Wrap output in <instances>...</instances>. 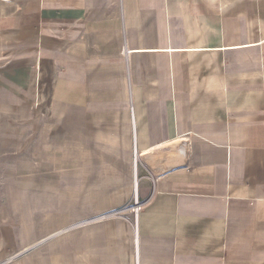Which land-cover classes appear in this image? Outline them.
<instances>
[{"label": "crops", "instance_id": "1", "mask_svg": "<svg viewBox=\"0 0 264 264\" xmlns=\"http://www.w3.org/2000/svg\"><path fill=\"white\" fill-rule=\"evenodd\" d=\"M0 264H264V0H0Z\"/></svg>", "mask_w": 264, "mask_h": 264}, {"label": "built area", "instance_id": "2", "mask_svg": "<svg viewBox=\"0 0 264 264\" xmlns=\"http://www.w3.org/2000/svg\"><path fill=\"white\" fill-rule=\"evenodd\" d=\"M134 205H135V207H134V209H133V214H134V216L136 217V216H137V213H138V211H139V207H140V205H138L136 201L134 202Z\"/></svg>", "mask_w": 264, "mask_h": 264}, {"label": "bare ground", "instance_id": "3", "mask_svg": "<svg viewBox=\"0 0 264 264\" xmlns=\"http://www.w3.org/2000/svg\"><path fill=\"white\" fill-rule=\"evenodd\" d=\"M135 160V159H134ZM132 164H133V169H134V167L136 166V161L135 162H132ZM136 169V168H135ZM134 171V170H133ZM136 174V173H135ZM133 183H134V181H133ZM135 184V183H134ZM136 185H134V190L136 189V187H135Z\"/></svg>", "mask_w": 264, "mask_h": 264}, {"label": "rangeland", "instance_id": "4", "mask_svg": "<svg viewBox=\"0 0 264 264\" xmlns=\"http://www.w3.org/2000/svg\"><path fill=\"white\" fill-rule=\"evenodd\" d=\"M133 162H135L134 158H133Z\"/></svg>", "mask_w": 264, "mask_h": 264}]
</instances>
